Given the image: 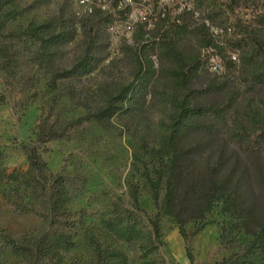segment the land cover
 <instances>
[{"label":"trees","instance_id":"16d2710c","mask_svg":"<svg viewBox=\"0 0 264 264\" xmlns=\"http://www.w3.org/2000/svg\"><path fill=\"white\" fill-rule=\"evenodd\" d=\"M196 4L208 11L207 19L222 27V34L215 35L205 17H195L188 11L170 23L161 17L153 30L130 20L128 28L118 31L122 18H128V9L120 10L121 17L107 15V7L91 9L90 15L81 16L68 0L52 16L30 19L27 24L10 29L8 24L26 9L19 0H0V70L15 71L19 63L16 43L28 41L37 46L32 54L34 62L46 66L50 73L51 90L65 84L67 92L86 109L85 115L61 126L46 117L41 119L33 143L23 145L28 157L25 169L8 170L0 152V194L4 201L21 213L37 206L50 225L40 235L3 236L5 245L20 262L66 264V253L74 247L67 228L72 221L70 205L77 193L76 185L63 172L49 169L41 155V145L69 136L73 128L86 121L109 127L112 119L118 117L133 129L149 132L151 111L172 120L171 130L157 137L158 147L155 143L150 148L157 163L150 168L145 165L141 172L155 211L146 212L141 204L140 184L129 182L131 201L114 202L111 215L103 220V228L91 237L94 258L89 264H130L126 252L117 247L121 240L138 243L142 256L152 262L150 255L163 244L162 220L175 217L174 167H164L165 157L176 154L177 138L184 129L199 128L210 133L222 130L250 151L264 150V0H196ZM256 5H260L261 12H237L241 7ZM115 34L119 43L112 55ZM78 36L83 52L71 67L60 66L68 42ZM216 63L220 64V71L211 70ZM96 69L108 76L97 86L84 78ZM203 77H210L207 85L196 88L194 84ZM210 95L220 100L211 105L194 103L197 97ZM4 101L5 94L0 92V104ZM220 195L224 201L222 209L233 216L231 194L221 191ZM240 220L231 223L230 230L225 228L226 233L239 231ZM207 224L202 222L189 232L178 221L192 264L195 260L189 241ZM260 227V233L248 240L243 250L232 252L216 264H256L253 256L264 257V222Z\"/></svg>","mask_w":264,"mask_h":264},{"label":"rangeland","instance_id":"374dc122","mask_svg":"<svg viewBox=\"0 0 264 264\" xmlns=\"http://www.w3.org/2000/svg\"><path fill=\"white\" fill-rule=\"evenodd\" d=\"M65 0H19L26 11L8 28L17 29L30 19L52 16ZM80 13L77 1L68 0ZM68 42L66 55L60 66L69 68L83 52L78 41ZM119 36L116 35L118 45ZM115 36L113 53L115 54ZM18 66L13 73L0 70V92L5 94L0 104V152L8 170L28 164L23 145L33 143L37 126L47 118L59 126L86 114L78 99L67 92L65 84L51 90L50 73L46 66L33 60L37 46L28 41H17ZM109 61V60H108ZM211 70H221L212 66ZM84 78L88 83L101 84L108 80L102 70L96 69ZM210 77L199 79L194 86L204 88ZM78 86L81 85L77 82ZM220 100L216 95L199 96L195 104L211 105ZM149 130L131 128L118 117L109 127L95 121H86L73 128L69 136L51 140L41 145V155L54 173L63 172L74 185L77 193L72 199V221L67 232L72 234L74 247L66 253V264H89L94 258L91 237L103 228L114 202L129 204V182L140 184V199L148 214L155 208L141 172L157 163L150 148L157 137L171 130L172 120L151 111ZM207 123V121H201ZM175 145L176 154L165 157L164 167H174L172 180L174 216L161 222L163 244L146 261L138 243L121 240L117 247L123 249L130 264H192L186 245L178 229V221L192 232L200 223H208L196 237L190 239L195 264H216L234 251H241L255 234L260 233L264 222V150L250 151L244 144L222 130L207 132L186 128L180 132ZM155 147H158L156 143ZM232 196L233 216L222 209L220 192ZM240 220L239 231L226 233L231 223ZM50 227L48 219L36 206L27 213L16 211L0 194V264H24L15 258L3 241L4 235L20 238L40 235ZM222 234L223 237H222ZM256 264H264L260 254L253 256Z\"/></svg>","mask_w":264,"mask_h":264},{"label":"built area","instance_id":"2783aa9c","mask_svg":"<svg viewBox=\"0 0 264 264\" xmlns=\"http://www.w3.org/2000/svg\"><path fill=\"white\" fill-rule=\"evenodd\" d=\"M77 1V6L80 8V14L90 15L89 10L98 9V7H107V15L114 17H121L120 10L128 9L129 17L122 18V25L118 29L128 28L130 20H137V25L141 24L144 27L151 26L152 30L155 28L158 21L162 18L167 19V23L175 21L177 17L183 12L188 11L194 14L195 17H205L208 11L201 9L196 4V0H74ZM256 12H261L260 5L252 7H241L238 13L249 15ZM207 25H210L212 32L215 35L222 34V27L213 24L209 18L205 19ZM231 29V28H229ZM148 34L147 37H150ZM129 35H126V39ZM115 47L116 34H115ZM117 50V48H116ZM235 59L237 56L232 55ZM214 66H220L216 63Z\"/></svg>","mask_w":264,"mask_h":264},{"label":"bare ground","instance_id":"6f19581e","mask_svg":"<svg viewBox=\"0 0 264 264\" xmlns=\"http://www.w3.org/2000/svg\"><path fill=\"white\" fill-rule=\"evenodd\" d=\"M98 8H105V7H98ZM128 17H129V12H128ZM136 21V20H135ZM129 27V26H128ZM122 29H118V31H121Z\"/></svg>","mask_w":264,"mask_h":264}]
</instances>
